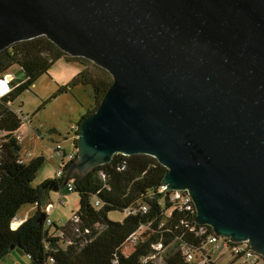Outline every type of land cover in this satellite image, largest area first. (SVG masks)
Returning <instances> with one entry per match:
<instances>
[{"label": "water", "instance_id": "obj_1", "mask_svg": "<svg viewBox=\"0 0 264 264\" xmlns=\"http://www.w3.org/2000/svg\"><path fill=\"white\" fill-rule=\"evenodd\" d=\"M39 37L113 80L66 179L152 156L198 225L264 257V0H0V52Z\"/></svg>", "mask_w": 264, "mask_h": 264}, {"label": "trees", "instance_id": "obj_2", "mask_svg": "<svg viewBox=\"0 0 264 264\" xmlns=\"http://www.w3.org/2000/svg\"><path fill=\"white\" fill-rule=\"evenodd\" d=\"M60 59L80 63L84 69L69 84L57 87L52 100L85 86L93 90L94 103L67 133L72 150L67 152L61 145L55 148L62 155V177L36 187L34 182L45 158L33 156L23 161L20 131L32 118L16 110L14 104L31 92L39 79L49 75ZM16 66L24 73V81L0 99V261L13 252H23L30 264H189L185 250L206 254V235L213 229L198 225L196 211L179 208L170 200V192L161 191L167 169L154 157L117 154L109 164L85 174L75 172L66 179L74 162L69 155L78 154V126L99 107L113 82L106 70L67 55L46 37L18 42L0 52V78ZM51 133L62 135L56 129ZM69 183L74 190L68 192L79 196V208L65 224L49 223L48 215L42 212L48 204L44 199L46 189L57 186L61 191ZM143 206L147 212H142ZM25 207L37 210L13 229ZM112 213H120L123 219H110ZM201 229L206 234L200 236ZM133 236H137L134 244Z\"/></svg>", "mask_w": 264, "mask_h": 264}, {"label": "rangeland", "instance_id": "obj_3", "mask_svg": "<svg viewBox=\"0 0 264 264\" xmlns=\"http://www.w3.org/2000/svg\"><path fill=\"white\" fill-rule=\"evenodd\" d=\"M83 69L84 66L77 62H70L65 59L56 61L50 69L49 75H45L39 79L34 88H32V91L26 92L14 104L16 110L22 111L24 115L30 116L34 121L32 128H28V123H25L21 129V136L24 138V146L21 152L22 157L26 158L25 155L27 154L25 153H34V157L43 156L45 158V163L34 182L36 187H42L49 179L55 180L62 158V155L56 152L55 148L61 145L64 149L70 151L72 141L70 137H66L70 131V126L73 123L76 124L80 117L79 115H85L93 106V90L85 86L75 87L72 92L52 100V97L58 90L56 86L61 87L69 84ZM12 70L19 73L20 79L25 78L24 73L18 66ZM45 102L48 104L41 107ZM53 127H56L62 135L59 136L51 133V128ZM36 130L44 134L39 132L36 134ZM28 133L34 135V141L30 140ZM45 135L46 138L44 139ZM68 161V158H66V162ZM50 195L54 203L57 202L61 195L63 196L66 205H59L54 210V213L50 214V219L58 225L65 224L73 218L79 208L80 199L78 194L69 193L67 188L64 187L61 191L50 190ZM29 209L30 207L21 209L18 219L24 218ZM110 219L118 221L122 220L123 216L120 213H112L110 214ZM217 256V264H228L230 258L221 255ZM0 264H30V258L23 252L21 254L13 252L3 258Z\"/></svg>", "mask_w": 264, "mask_h": 264}, {"label": "built area", "instance_id": "obj_4", "mask_svg": "<svg viewBox=\"0 0 264 264\" xmlns=\"http://www.w3.org/2000/svg\"><path fill=\"white\" fill-rule=\"evenodd\" d=\"M20 140V138H19ZM60 148V147H59ZM29 157L32 158L33 156L29 154ZM69 159L76 161L77 155L72 153L69 155ZM64 174V170L59 167L57 172V177H62ZM68 191L72 192L74 190L72 183L68 185ZM162 192H170V200L176 202L178 207L184 209L188 212L196 211L195 205L192 201V198L186 191H168L167 186H162ZM62 203L61 197L58 199L57 203H48L45 208L44 212L48 215V221L51 223L50 214L52 213L53 209ZM142 212H147V208L145 206L142 207ZM73 219V218H72ZM206 232L204 229H201L199 235H204ZM137 241V236H133L131 242L134 244ZM157 247V249H159ZM204 251L201 253H194L193 251L187 249L185 250V257L186 261L189 264H217L216 261L218 260V256L214 257V254L226 256L230 258L228 264H264V257L255 253L251 246L247 242L242 243H235L229 239L222 238L212 232L211 234L206 235V245Z\"/></svg>", "mask_w": 264, "mask_h": 264}, {"label": "crops", "instance_id": "obj_5", "mask_svg": "<svg viewBox=\"0 0 264 264\" xmlns=\"http://www.w3.org/2000/svg\"><path fill=\"white\" fill-rule=\"evenodd\" d=\"M44 77V76H43ZM24 81V79H20L19 78V73H17V72H14L12 69L8 72V74L4 77V78H0V99L1 98H3L8 92H10L15 86H17V85H19L20 83H22ZM57 87L58 86H56V89H57ZM33 88H34V86H33ZM80 117H79V119L83 116V115H79ZM79 119H78V121H79ZM77 121V122H78ZM28 128L30 127V128H32V126L34 125V121L31 119V120H29V122H28ZM74 123L70 126L71 128H70V130L71 129H73L74 128ZM51 129H56V130H58L56 127H53V128H51ZM59 131V130H58ZM36 132V134L38 133V130H36L35 131ZM40 132V131H39ZM20 134H22V132L20 131ZM29 134V133H28ZM30 136H29V138H30V140H33L34 141V139H35V137H34V135L33 134H29ZM21 136V135H20ZM21 140H20V144H21V147H22V150H23V146H24V138L21 136ZM36 138L38 139V137L36 136ZM45 138H46V135H45ZM44 138V139H45ZM25 148V147H24ZM70 150H72V146L70 147ZM33 151H34V148H33ZM67 151V150H66ZM68 152V151H67ZM25 154H27V155H25L26 156V158H23V161H26V162H28L31 158L29 157V154H33L32 156H34V153H25ZM21 157H22V155H21ZM35 157H38V156H35ZM49 180H51V179H49ZM50 190L52 191V190H55V191H60V188L59 187H57V186H50V187H48L47 189H46V192H45V195H44V199H45V203H54V201L52 200V197H51V195H50ZM61 197V201H62V203H60L59 205H66V202L63 200V196L61 195L60 196ZM59 197V198H60ZM58 198V199H59ZM58 201V200H57ZM57 203V202H56ZM55 203V204H56ZM59 205L57 204V206L53 209V213H54V210H56V208H58L59 207ZM37 210V207H30V209H29V212L27 213V215L24 217V218H22V219H18L17 218V221H15L14 223H16V226H15V228H13V229H17L26 219H28L29 217H31V216H33L34 215V213H35V211ZM43 210H44V207H43V209H42V212H43ZM51 217V216H50ZM49 217V218H50ZM51 220V219H50ZM52 221V220H51ZM69 221V220H68ZM52 222H55V221H52ZM13 223V224H14ZM56 223V222H55ZM12 224V225H13Z\"/></svg>", "mask_w": 264, "mask_h": 264}, {"label": "bare ground", "instance_id": "obj_6", "mask_svg": "<svg viewBox=\"0 0 264 264\" xmlns=\"http://www.w3.org/2000/svg\"><path fill=\"white\" fill-rule=\"evenodd\" d=\"M15 226H16V223H14V224L12 225L13 228H15Z\"/></svg>", "mask_w": 264, "mask_h": 264}, {"label": "clouds", "instance_id": "obj_7", "mask_svg": "<svg viewBox=\"0 0 264 264\" xmlns=\"http://www.w3.org/2000/svg\"><path fill=\"white\" fill-rule=\"evenodd\" d=\"M77 160V159H76ZM75 162V161H74Z\"/></svg>", "mask_w": 264, "mask_h": 264}]
</instances>
